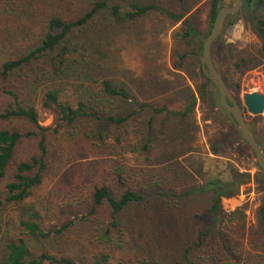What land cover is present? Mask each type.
<instances>
[{"label":"trees","instance_id":"obj_1","mask_svg":"<svg viewBox=\"0 0 264 264\" xmlns=\"http://www.w3.org/2000/svg\"><path fill=\"white\" fill-rule=\"evenodd\" d=\"M78 1L0 0V264H124L115 262L114 251L122 244L129 212L139 216L150 208L159 213L158 207L175 208L183 199L194 196L206 204L203 227L189 234L171 257L160 258L148 252L143 240L132 256L135 264H264V201L258 228L261 239L253 252L235 246L232 233L236 231L238 237H243L246 224L244 219L233 221L236 211L224 210L223 200L238 194L242 175L233 173L227 180L206 179L180 192L157 180L129 185L131 176L122 165L108 168L110 174L104 180L112 178L110 184L99 182L94 176L86 182L79 178L83 168L74 161L81 138L103 143L109 138L107 127H125L132 117V113L117 110L118 102L133 101L140 111L149 109L154 116L165 113L164 120L179 118V129L196 104V98L189 95L183 110L171 113L168 104L157 107L135 102L129 91L110 77L106 67L88 59L85 43H90L88 38L93 33H106L99 39L129 33L144 18L158 12L180 24L172 35L178 45L173 66L177 70L186 66L198 69L205 80L199 89L202 94L212 84L200 67L202 44L209 32L202 35L186 17V0H176L180 12L155 4L126 3L122 7L117 0H84L85 6L83 3L78 11ZM254 6H264V0H255ZM216 13L217 0H211L210 25ZM234 18L230 16L228 22L233 23L230 20ZM253 27L262 40L264 53V17L256 20ZM212 106L222 108L216 97ZM38 108L54 111L57 130L52 136L47 134L48 128L39 125ZM85 122L95 127L83 132L81 125ZM152 124L153 116L147 122L150 128ZM232 127L234 135L240 137L233 124ZM61 128L65 131L56 138ZM148 133L147 130L146 138H150ZM32 139L36 142L27 145ZM115 141L120 142L119 138ZM221 145L216 144L212 153L216 154ZM148 147L145 142L143 148ZM64 163L78 169V179L71 178L64 187V183L55 184L39 209L27 207L37 188L55 183L53 176L61 175L58 170ZM62 194L64 198L57 202ZM68 208L76 219L81 215V221L90 226L87 245L91 249L83 251L80 259L60 255L53 249V241L59 247L58 239L74 223L68 216L65 220L61 217ZM49 215H59L63 220L60 228L46 223ZM154 217L158 224L159 216ZM223 226L228 229L223 230ZM148 234V239H152L154 233Z\"/></svg>","mask_w":264,"mask_h":264},{"label":"rangeland","instance_id":"obj_2","mask_svg":"<svg viewBox=\"0 0 264 264\" xmlns=\"http://www.w3.org/2000/svg\"><path fill=\"white\" fill-rule=\"evenodd\" d=\"M125 1L115 2L122 7L137 3L155 4L169 11L182 10L176 0ZM186 1L189 7L186 17L193 21L202 35L207 34L212 27L208 22L211 0ZM78 2L80 11L86 2ZM229 3L230 0H225L223 6ZM262 17L264 6L254 7L248 19L241 15L230 20L233 23L225 22L220 36L212 46V60L264 151V111L261 115H251L243 104L246 94L257 92L264 95L262 40L253 31L255 21ZM179 28V23L175 24L156 12L144 18L129 33L99 39L106 34L99 30L88 38L90 43H85V52L90 62L106 67L110 77L124 86L135 102H145L157 107L168 104L171 113L181 112L188 103L189 95L196 98V104L189 118L183 122V128L179 129V118L164 120L165 113L154 116L149 109L140 111L133 101L118 102L117 110H123L122 114L132 113V117L125 127H107L109 138L103 143H94L95 140L91 138H81L74 161L83 168V176L79 178L86 182L93 180L94 176L95 180L102 182L110 174L109 167L122 165L131 176L129 185L149 184L150 180H157L180 192L182 188L199 185L206 179L227 180L233 173L242 175L238 194L223 200V204L225 212L236 211L233 221L244 219L246 224L247 233L243 237H238L237 232L233 231L235 246L244 252H253L261 239L258 228L260 208L264 201V172L257 166L251 149L241 136L234 135L225 110L219 106L211 107L213 97L219 101L217 90L208 85L202 94L199 89L205 80L199 75L198 69L186 66V69L177 70L173 66L174 52L178 45L172 35ZM180 46L184 47L183 44ZM237 65L240 67L237 68ZM152 116L153 124L150 128L147 122ZM38 122L40 126L49 129V136L57 130L53 110L43 111L38 108ZM94 127L86 122L81 125L83 132H89ZM147 130L150 138H146ZM64 131L65 128L59 129L56 138H61ZM116 138L120 142L115 141ZM34 142L36 141L32 139L27 145ZM145 142L149 144L148 149L143 148ZM218 143L222 145L214 154L213 148ZM58 171L61 175L56 178L53 176L55 183H45L37 188L36 196L29 201L27 207L39 209L55 184L64 183V187L71 178L78 179V169H72L66 163L60 165ZM112 181L111 178L105 183L110 184ZM63 198L64 194L59 196L57 202H61ZM179 203L175 208L158 207L159 213H154L150 208L139 216L135 212H129L122 244L114 251L115 262L118 260L124 264H135L132 256L143 240L148 252L158 254L157 257L173 256L189 234H195L203 227L207 215L206 204L201 197L194 196ZM69 209L62 211L61 217L65 220L68 216L74 223L58 239L61 240L59 247L53 241V249L60 255L80 259L83 251L91 249L87 245L90 226L81 221V215L76 219ZM156 215L160 218L158 224L155 222ZM57 216L59 215H49L46 223L50 226L57 224L60 228L63 220ZM232 227L230 226V231ZM226 229L228 227L223 226V230ZM257 229L258 234L254 236ZM148 231L154 233L150 240Z\"/></svg>","mask_w":264,"mask_h":264},{"label":"water","instance_id":"obj_3","mask_svg":"<svg viewBox=\"0 0 264 264\" xmlns=\"http://www.w3.org/2000/svg\"><path fill=\"white\" fill-rule=\"evenodd\" d=\"M217 1V13L214 22L209 34L202 44L200 67L204 75L217 90L219 94V102L230 118V122L239 132L243 141L251 149L259 169L264 172V151L246 123L240 105L231 94L225 80L215 67L212 60V46L220 36L227 17L234 15L239 11L242 0H231V6H221L223 0ZM243 104L249 114L261 115L264 111V95L257 92L246 94L243 99Z\"/></svg>","mask_w":264,"mask_h":264},{"label":"flooded vegetation","instance_id":"obj_4","mask_svg":"<svg viewBox=\"0 0 264 264\" xmlns=\"http://www.w3.org/2000/svg\"><path fill=\"white\" fill-rule=\"evenodd\" d=\"M224 1L225 0L222 1L221 6H223ZM217 3H218V1H217ZM254 3H255V0H242L239 11L236 14L230 15V16L237 17V16L245 15V19H248L250 12L255 7ZM231 4H232V1L230 0V3L227 6H231ZM230 16L227 17L226 22L229 21ZM228 121L230 122V118Z\"/></svg>","mask_w":264,"mask_h":264}]
</instances>
